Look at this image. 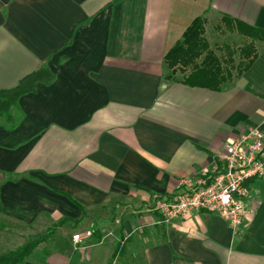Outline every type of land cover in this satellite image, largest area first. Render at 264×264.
<instances>
[{
    "label": "crops",
    "instance_id": "crops-1",
    "mask_svg": "<svg viewBox=\"0 0 264 264\" xmlns=\"http://www.w3.org/2000/svg\"><path fill=\"white\" fill-rule=\"evenodd\" d=\"M196 17L220 89L166 62ZM238 23L264 29V0H0V91L38 72L12 120L0 116V216L93 230L20 264H264V179L246 182L253 211L237 231L216 213L166 222L154 209L182 179L222 169L227 141L264 127V42ZM251 42L259 54L239 75Z\"/></svg>",
    "mask_w": 264,
    "mask_h": 264
},
{
    "label": "built area",
    "instance_id": "built-area-1",
    "mask_svg": "<svg viewBox=\"0 0 264 264\" xmlns=\"http://www.w3.org/2000/svg\"><path fill=\"white\" fill-rule=\"evenodd\" d=\"M221 154L223 168L215 174L181 180L184 190L170 197L159 198L154 209L170 222L187 218L195 212L218 214L237 231L253 211L246 201V182L264 179V127L249 126L233 140L225 143ZM93 236L92 229L73 234L75 243H84Z\"/></svg>",
    "mask_w": 264,
    "mask_h": 264
},
{
    "label": "trees",
    "instance_id": "trees-1",
    "mask_svg": "<svg viewBox=\"0 0 264 264\" xmlns=\"http://www.w3.org/2000/svg\"><path fill=\"white\" fill-rule=\"evenodd\" d=\"M226 22H229L226 20ZM238 31L252 40L264 42V29L238 23ZM205 35V18L196 17L184 32L182 38L166 53V62L172 69H189L184 78L192 86L220 89L227 80L224 69L216 53L209 48ZM259 54L258 48L251 42L241 49L242 62L238 68L240 75L246 71ZM38 72L25 77L16 87L0 91V116L12 120L11 109L18 98L34 89ZM43 237L38 241H30L16 250L0 255V264H20L41 243L46 242Z\"/></svg>",
    "mask_w": 264,
    "mask_h": 264
},
{
    "label": "rangeland",
    "instance_id": "rangeland-1",
    "mask_svg": "<svg viewBox=\"0 0 264 264\" xmlns=\"http://www.w3.org/2000/svg\"><path fill=\"white\" fill-rule=\"evenodd\" d=\"M211 37L217 43H221L224 39L239 40L238 38L234 39L232 35L224 38L214 34ZM77 231L79 232L77 228L74 229L69 223H64L54 229V223L51 222L22 225L9 218L0 216V255L16 250L30 241H38V239L46 237V242L41 243L36 252V257L45 261L55 251L71 245L73 234Z\"/></svg>",
    "mask_w": 264,
    "mask_h": 264
}]
</instances>
